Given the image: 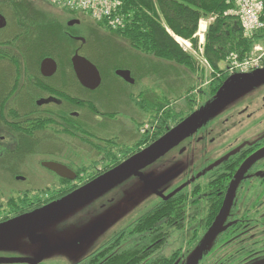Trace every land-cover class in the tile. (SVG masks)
Instances as JSON below:
<instances>
[{"label": "flooded vegetation", "instance_id": "flooded-vegetation-1", "mask_svg": "<svg viewBox=\"0 0 264 264\" xmlns=\"http://www.w3.org/2000/svg\"><path fill=\"white\" fill-rule=\"evenodd\" d=\"M34 3H40V1L35 0ZM1 16L4 15L1 14ZM5 19L6 26L0 28V54H20L21 56H16V60L10 57L9 62L0 63V78L2 77L0 79V159L7 156L10 161L22 164L30 155L40 156V152L47 148L45 146L48 144L56 145L57 149L48 153L47 160L41 157L39 161L48 177L54 179L52 184L39 190H28L11 195L4 202L6 204L0 203V226L18 217L50 207L63 198L81 192L104 175L119 170L126 162L157 143L153 141L157 132L153 119L161 117L160 120L163 121L162 119L169 116L166 113L153 115L147 88H143L137 95L130 93L126 88L125 100L130 106L138 104L142 120L136 119L135 116L131 117L129 123L119 124L118 134L109 135L105 132L104 126L107 123L112 124L122 120L118 117L120 111L108 106L112 103L111 101L104 103L98 99V93L104 83L99 68L102 81L100 87L95 90L85 88L77 79L72 66V57L71 60L62 61L64 65L55 59L57 71L52 76H44L41 70L44 60L38 68L30 60H21L25 56L27 59L33 58L32 49L22 45L28 42L26 41L28 40L27 32L16 33L15 29L6 31L9 24L7 17ZM68 36L81 44L74 55L78 53L83 56L82 49L86 42L82 36ZM10 43L13 46H10ZM122 70L129 71L133 77V71ZM115 76L126 82L123 78ZM257 83L259 85H256ZM126 84L133 86L136 83L130 85L126 82ZM237 87L242 90L234 94L235 96L225 105V109L223 108L220 114L216 113L204 121L193 123L185 128V132L189 131L179 136L178 142L168 146L167 149L175 146L172 150L178 147L179 150L184 147L182 152L194 150L192 152L205 153L212 158L222 155L227 151L226 148L230 147L229 145L223 147L227 141L223 138L224 135H229L231 138L238 130L244 129L250 123L254 124V128L255 120L264 118V81L247 82ZM214 97L210 95L201 107L204 108L210 104ZM110 98L112 99V96ZM199 111L200 109L189 115H181L182 121L178 123V126L172 128L167 126L168 131L163 138L197 115ZM88 114L93 118L91 120L93 125L87 122ZM238 117L245 118L240 120ZM212 121L215 122L212 123ZM131 125L135 126L134 132ZM257 125H264V121ZM98 126L102 135L94 131V128ZM138 129L141 142H138L135 147H129L128 142L124 140H129ZM240 136L234 137V142L239 140ZM241 142L240 145L232 146L234 148L232 154L225 153L213 159L214 161L211 160L213 162L210 158L202 157L199 160L198 172L189 169L188 173H191V176L187 181L186 189L171 193L163 199L166 200L183 190L189 195L183 225L181 228L172 226L167 230L168 241L171 236L168 232L182 231L187 225V228L193 230V237L190 238V243H193L200 233L206 236L213 230L216 222L220 223V231L211 242L214 243L215 248L203 257L200 264H264V133L252 141L248 142V138H245ZM201 144H203L202 147ZM81 149L87 150V153L83 154ZM48 162L60 164L70 173L66 177L58 176L43 166ZM38 175L41 176L39 173ZM15 178L21 181L26 180L25 176L18 173L15 174ZM110 184L96 186L93 196L100 193L101 189L105 190ZM35 195L39 197L38 206L20 208L19 212L16 210L14 201L17 198H23L25 202L31 203L30 198ZM97 197L99 196H94L92 200L94 201ZM61 220L62 217L59 216L50 220L48 218L40 220L32 226L29 225L24 231H19L18 234L0 238V244H3L5 239L19 243L21 236L25 242L24 245H29L28 252L33 253L34 260L41 258L39 261L46 259L52 253L58 254L63 250L71 252L75 246H81L79 242L82 239H72L68 242L67 236L62 234L65 236L63 241L52 244V236L54 238L62 236L60 229H57L62 225ZM79 237L82 238V236ZM161 241L157 240L153 245H159ZM168 241L161 245L165 246ZM103 247L91 252L77 264H102L100 252ZM228 247L231 249L229 250ZM219 249L222 251H218ZM182 258L181 255L176 260V264H181ZM152 261L154 260L149 258L140 261L139 264H151ZM12 262L21 264V258L13 259ZM9 263L6 259H0V264Z\"/></svg>", "mask_w": 264, "mask_h": 264}, {"label": "rangeland", "instance_id": "rangeland-1", "mask_svg": "<svg viewBox=\"0 0 264 264\" xmlns=\"http://www.w3.org/2000/svg\"><path fill=\"white\" fill-rule=\"evenodd\" d=\"M35 5H37L40 10L47 11L51 15H54L63 26H68L67 23L72 21L71 14L63 13L60 8L55 6L52 7L42 0L40 3H35ZM211 17L213 16L206 17L203 20L207 21ZM75 19L80 18L77 16ZM80 25L81 26L75 27V31L86 41V46L84 45L82 49V55L88 57L94 65L99 68L104 79V83L98 93V99L104 103H109L111 101L112 103H109L108 106L120 111L118 117L119 119L121 118L122 121H115L112 124L107 123V125L104 126L106 127L105 132L109 135L118 134L119 124L129 123L131 117L135 116L136 119L142 120L140 119L142 115L140 114L138 104L135 103L136 105L130 106V104L126 102V88L130 93L136 95L143 88H147L151 98V109L156 102H160L162 106L161 111H154L152 109L154 116H156V114H165L169 110H173V116L171 115L172 118L174 116L177 117H174V120H170L171 118L168 119L170 121L169 123L167 122L166 126L170 128L177 125L176 122L181 120V115H189L191 112L198 111L199 109L201 110V106L210 98L211 83L214 78L210 67L207 69V67L203 66L205 64L201 63L203 59L198 55L200 53H197L194 58L198 66V71L192 74V78L187 74L188 71L184 67L133 50L124 40H119L109 31L107 32L106 30L96 27L91 20L81 19ZM6 31H10L9 27ZM95 36H101L104 39L98 41ZM92 40L96 41V46L92 44ZM197 42L198 47L203 51L205 39L203 42H200V37L197 36ZM79 46H81V44L77 45V47ZM190 47L192 48V46ZM185 48L188 50L191 49L188 47ZM73 54L67 55L66 59L71 60ZM252 54L250 46H247L241 49V53L234 52L233 55L229 57L230 63L234 61L241 63V61L246 59L252 60L254 56V54ZM62 57L57 59L63 64L62 61H64L65 58ZM30 61L34 62L35 66L38 68L43 60L34 58ZM121 69L133 71V77L136 79L135 85L127 86L126 82L116 78V71ZM60 72L58 73L59 75ZM70 72L73 74L72 71ZM256 73L258 72L253 71L250 75ZM240 81L241 79L238 82ZM198 82H200V84H197ZM256 85H259V83ZM111 96L112 99L110 98ZM225 99L226 97L224 96L221 100V104H223ZM93 100L96 101L97 99ZM226 104L223 105L224 109ZM99 107L101 108L100 105ZM223 108L218 111V114L224 110ZM238 118L242 120L245 117ZM86 119L88 123L93 125V121H91L93 118L90 114L87 115ZM160 119L161 117L153 119L154 127L157 132H162L163 130L159 129L162 122ZM255 121L256 124L254 128V124L250 123L244 127V129L238 130L231 138L229 135L223 136V138L227 140L223 147L227 145L230 147L226 148L227 151L223 152L222 155L213 156L211 158V156L205 153L199 154L192 152L194 150L182 152L184 147L178 150L179 147L177 146L178 148L172 150V148L175 147L173 146L156 156L140 160L135 168L128 170L124 175L115 179L105 190L101 189L100 193H96L94 196L99 197L94 199V201L92 200L94 196H92L90 199H86L83 206L61 212L59 217H62V225L57 228L60 229V235L65 234L68 242L72 239H82V241L79 242L81 246H75L71 252H69V250H63L58 252V254L52 253V255H49L42 261H39L41 258L39 260H34L35 257H33V253L28 252L27 246L29 245L25 246V242L20 236L19 243L10 239L3 240L4 243L0 244V259H6L7 263L10 262L9 264H13V259L20 258L21 264H77L91 252L106 245L117 233L127 228L128 225L136 221L138 217L149 212V210L159 204L165 197H168L171 193L178 190L186 189L187 181L191 176V173H188V171L190 169L191 171L194 170V172H198L200 170L199 160L202 157L210 158L211 161L219 156H223L225 153L227 155L232 154L234 152V148L232 147L234 144L240 145L242 143L241 140L245 138H248V142L252 141L264 133V125H257V123L263 122L264 118H259ZM214 122L215 121H212V123ZM244 122L246 123L247 121ZM134 125H131L133 132L135 130ZM94 131L96 133L99 132L101 135L103 134L100 132L99 126L95 127ZM157 132H155V135ZM139 134L140 132L138 129L134 136L124 141L128 142L127 144H129V147H135L138 142H141ZM239 135H241L239 140L234 142V137L238 138ZM200 146L202 147L203 144ZM45 147L47 148L43 150L44 152H40V156L37 155L34 157V155H30L26 162L22 164L17 163V161H10L7 156L0 159L1 204H6L4 202L11 195L14 196L17 193H24L28 190H39L52 184L54 179L48 177L47 172L39 164V161H41L42 158L47 160L48 153L57 149V146L48 144V146ZM57 151L58 150H56V152ZM86 151L87 150L81 149L83 154L87 153ZM16 173L25 176L26 180L21 181L15 178ZM38 173L41 176H37ZM186 226L182 231H172L168 243L162 246L160 250H157L150 259L160 255H171L174 250H183V258L180 260L181 264H189L192 262L191 260L194 255H198L202 252V257L198 263L200 264L203 257L215 248L214 243H210L208 249L204 250L201 248L202 245L205 246L206 243L204 241L205 234L203 233H200L196 240L190 243V238L193 237V230H190ZM79 236H82V238ZM52 237V244H54V242L63 241L65 236L62 235L57 238H54V236ZM228 248L229 250L231 249L230 247ZM122 249L123 246H120L114 253H118ZM218 251L221 252L222 250L219 249Z\"/></svg>", "mask_w": 264, "mask_h": 264}, {"label": "trees", "instance_id": "trees-1", "mask_svg": "<svg viewBox=\"0 0 264 264\" xmlns=\"http://www.w3.org/2000/svg\"><path fill=\"white\" fill-rule=\"evenodd\" d=\"M121 1H123V6L119 12L124 17L126 26L118 31H113L105 24L106 22H93L96 27L109 31L119 40H124L130 48L137 52L184 67L192 78V74L198 71V66L194 57L184 51L181 45L174 40L173 35L192 42L197 48L198 42L194 36L198 32L200 19L210 16L217 17V20L208 27L203 51L214 78L211 83V96H216L223 82L229 77V73L223 67L226 61L230 62L228 57L234 52L241 53V49L249 46V42L243 39L242 34L234 29L235 21L224 15L231 8L228 0ZM61 11L71 14L72 17L78 16L80 19L90 20L77 12L65 9ZM0 13L7 17L9 29H15L16 33L27 32L28 40L26 41L28 42L22 43V45H27L32 49L33 58L27 59L25 56L21 60L28 61L34 58L44 60V57L57 59L62 56H65L62 58L66 59L67 55L75 53L78 48L79 43L68 36L78 35L76 29L63 26L54 15L40 10L31 0H0ZM95 38L98 41L104 39L101 36H95ZM92 44L96 46V41L92 40ZM18 45L21 46L20 43ZM10 46L13 45L10 43ZM4 55L0 54V63L9 62L10 57L16 60V56H21L20 54ZM152 109L161 111L160 102H156ZM172 111L169 110L166 114L173 116ZM169 116L164 118L166 121L162 119L159 129L163 130L157 132L153 141L157 142L163 137L168 131L167 122L169 123L170 120L177 117ZM169 118L171 119L168 120ZM181 121L182 119L178 122L175 121L176 126ZM38 198L36 195L31 196V203L25 202L23 198H17L14 201L16 210L19 212L20 208L28 206L35 208L40 202ZM188 200L189 195L183 190L163 200L149 213L138 218L101 249L102 264H139L140 261L149 259L157 250L161 249V243L165 244L168 241L167 230L170 227H182ZM168 233L170 235V232ZM157 240L162 241L159 245L154 246L153 244ZM130 241L131 243H129ZM120 246H123V249L114 253ZM182 253L183 250H174L171 255L153 257L154 261L151 264H176V260Z\"/></svg>", "mask_w": 264, "mask_h": 264}, {"label": "water", "instance_id": "water-1", "mask_svg": "<svg viewBox=\"0 0 264 264\" xmlns=\"http://www.w3.org/2000/svg\"><path fill=\"white\" fill-rule=\"evenodd\" d=\"M79 20H73L68 22L69 26H75V24H79ZM6 22L5 18L0 15V28L5 27ZM239 30V29H238ZM72 66L75 71L76 77L78 80H80L81 84L91 90H95L100 87L101 84V77L100 72L98 68H96L89 60L86 58L80 56L78 53L73 57L72 60ZM57 68V64L53 59H45L44 62L41 65V70L44 76H52L55 74ZM258 73L253 75H236L231 77L227 82H225V85L221 88V90L218 92L217 97L214 101L210 102V104L206 105L203 109H201L197 115H194L189 119L187 122L179 126L175 131H172L169 133L166 137L160 139L157 141L155 145L147 149L146 151L140 153V155L136 156L134 159L126 162L119 170H116L112 174L104 175L99 180H96L88 187L84 188L79 193L72 194L71 196H68L66 198L61 199V201L50 205V207H46L44 209H40L39 211L33 212L27 216L18 217V219H15L13 221L7 222L6 224H3L0 226V238L8 237V235L11 234H18L19 231H24V229H27L29 225H33L40 220L47 219L50 220L53 217L59 216L61 212L71 210L72 208L81 207L83 204H85L86 199H90V197L93 196V191L95 190L96 186L100 184H109L115 181V179L121 177L125 174L128 170L135 168L140 160L147 159L152 156H156L160 153H162L165 150H168L167 147L171 145H175L176 141L178 140L179 136H182L183 134H186L188 131L185 132V128H188L193 123L204 121L211 117V115H215L220 111L224 106V104L230 102L232 98L235 96L237 92H240V88L237 86L244 85L245 83H254V82H261L264 81V69L261 71H257ZM116 75L120 78H123L126 82L129 84H132L135 82L134 79L131 77L130 72L126 70L117 71ZM241 79L240 82H238ZM235 87V88H234ZM226 97L223 104H221V100L223 97ZM178 142V141H177ZM180 142V141H179ZM179 144V143H177ZM176 144V145H177ZM136 165V166H135ZM43 166L55 172L58 176L66 177L70 171L65 168L62 165H58L53 162L44 163ZM92 194V195H91ZM53 215V216H52ZM217 223V224H216ZM214 225L213 230L205 236V246L202 245L201 248L208 249L210 243L212 242V239H214V236L216 233H218L219 230V222H216ZM203 251V250H202ZM202 257V252L198 255H194L193 259L191 260L189 264H198L199 260Z\"/></svg>", "mask_w": 264, "mask_h": 264}, {"label": "built area", "instance_id": "built-area-1", "mask_svg": "<svg viewBox=\"0 0 264 264\" xmlns=\"http://www.w3.org/2000/svg\"><path fill=\"white\" fill-rule=\"evenodd\" d=\"M51 4H57L61 7L78 10L90 14L95 20H108L113 28H119L123 21L118 16V8L121 6L119 0H46ZM234 9L228 14L237 18L241 24V29L247 38L256 36V39L262 41L260 45L254 47V56L252 60H244V63H235L240 71H248L252 68H258L264 60V0H232ZM226 14V15H228ZM206 27L201 25L200 31L206 32ZM200 35V32L198 33ZM201 35V42L202 41ZM252 54V55H253Z\"/></svg>", "mask_w": 264, "mask_h": 264}]
</instances>
